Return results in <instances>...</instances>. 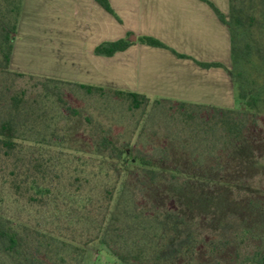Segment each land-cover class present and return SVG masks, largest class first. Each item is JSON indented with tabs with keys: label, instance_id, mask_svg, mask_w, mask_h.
I'll use <instances>...</instances> for the list:
<instances>
[{
	"label": "trees",
	"instance_id": "trees-1",
	"mask_svg": "<svg viewBox=\"0 0 264 264\" xmlns=\"http://www.w3.org/2000/svg\"><path fill=\"white\" fill-rule=\"evenodd\" d=\"M94 1L118 20L107 0ZM22 3L0 0V72L35 78L8 70ZM207 4L228 29L231 67L197 65L227 72L237 108L177 103L179 109L189 111L182 113L177 129L186 136L185 148L196 145L188 147L194 148L193 154H198V146L204 149L198 155L203 161L192 162L193 169L205 172L202 178L178 167L165 168L128 143H115L101 123L90 124L91 118L81 132L73 125L50 126L55 118L44 112L49 105L45 93L59 86L72 88L88 101L116 99L129 109L145 111L151 101L143 95L41 79L44 95L32 98L27 89L12 93L10 86L0 85V106L4 104L0 108V158L12 162L10 178H4L8 191L30 207L48 208L61 202L68 211L46 229L17 226L0 217V264H81L85 246L93 243L102 246L117 264H264V198H245L224 221L211 223V235L204 232L203 219L189 214V202L197 191L204 185L224 183L209 175L229 168L223 156L240 148L264 112V0H229L227 21ZM138 42L167 49L148 37ZM129 45L128 40L102 43L94 55L111 57ZM3 95L8 97L6 103H2ZM42 102L45 107L39 109ZM69 112L76 119L71 117L68 122H78L81 116ZM202 114L205 118L200 119ZM30 133L39 135L37 144L33 145ZM210 152L212 158L204 157ZM51 153L63 162L51 164ZM55 172H61L64 180ZM57 186L65 192L66 202L63 195L54 193Z\"/></svg>",
	"mask_w": 264,
	"mask_h": 264
},
{
	"label": "crops",
	"instance_id": "crops-1",
	"mask_svg": "<svg viewBox=\"0 0 264 264\" xmlns=\"http://www.w3.org/2000/svg\"><path fill=\"white\" fill-rule=\"evenodd\" d=\"M107 2L118 20L94 0H23L8 70L43 79H72L74 84L139 94L149 101L237 108L227 72L197 65L231 67L228 29L207 4L227 21L229 0ZM27 24L38 56L56 62L43 71L23 62L26 50L20 42ZM142 37L167 49L141 44ZM118 40L130 45L111 57L94 55L100 44Z\"/></svg>",
	"mask_w": 264,
	"mask_h": 264
},
{
	"label": "rangeland",
	"instance_id": "rangeland-1",
	"mask_svg": "<svg viewBox=\"0 0 264 264\" xmlns=\"http://www.w3.org/2000/svg\"><path fill=\"white\" fill-rule=\"evenodd\" d=\"M28 30L27 24L26 33L20 42V47L22 46L26 50L23 62L26 67L30 66L35 71H43L47 64L51 65L56 62L38 56V53L35 51L37 46L32 41L33 34L29 33ZM41 79L43 78L17 77L0 72V85L10 86L12 93H19L27 89V94L32 98L37 97V95H44L40 84L42 83ZM56 80L73 83L72 79ZM49 87L53 88L52 85H49ZM105 89L116 90L111 88ZM3 93L5 94L6 92L3 90ZM45 95L47 97L46 102L49 105H47L44 112H46V115L55 118V120L49 122L50 126L63 127L73 125L82 132L88 125L96 126L99 122L103 126L102 129L109 130L111 139L115 143H128L129 147H132L136 152L154 158L165 165V168L178 167L180 171H186L189 175H193L196 178H202L205 174L201 169L192 168V162L194 164L195 161H203L198 159L199 152L201 154L204 152L203 147L201 146L200 148L198 146V154L191 153L194 148L190 149L188 147L196 145L190 144V146L185 148L184 139L186 136L177 131L179 126H181L182 113L189 112L187 108L179 109L177 104H155L153 103L154 101H151L148 103L145 111L142 110V107L139 110H132L128 108V105L121 104L116 99L110 98L111 100L106 103H103L104 101H88L73 91L72 88L62 86L48 90ZM6 97L7 95L2 96L1 99L4 98L2 103H6L8 98ZM42 103V105H37L39 109L40 107L44 109V102ZM3 107L4 104L0 106L1 109ZM69 110L75 111L81 116L77 118L79 119L78 122H68V119L71 117L72 119H76ZM35 112L39 111L36 109ZM201 113L204 114V111H201ZM202 115H199L200 119L205 118V115H203L204 117ZM89 118H91L90 124L88 122ZM199 121L201 122V120ZM34 122L31 121V124ZM32 134L28 135L34 145L37 144L40 137L37 134L36 136ZM247 137L239 149L230 154L227 152L226 156H223V161H225V165L229 164V168H226L221 173L213 172L212 175H209L212 179L216 177L222 179L224 183L217 184L218 186L214 187L204 185L205 187L197 191L189 202V214L194 219H203L205 221L202 225L206 227L204 228V232L207 235L214 233L212 222L224 221L228 213L234 211L245 198H264V112L257 119L255 126L250 129ZM213 155L211 153V155L208 154L204 157L208 156L212 158ZM57 157L56 154L51 153V158L53 159L51 164L60 165L63 162L59 157L56 159ZM196 157L197 159H194ZM208 160L206 158L204 161ZM11 167L12 162H6L0 158L1 218L13 222L17 226L25 225L31 228L39 227L40 229H46L50 226L52 227L54 223L58 222L57 219H61L62 216L67 214L68 211L65 210L64 204H61V202L48 208L30 207L21 198L14 196L13 193L8 191L7 180H4V178H10L12 173ZM184 168L187 169L184 170ZM53 175V173L50 174L51 177ZM55 175L61 177L60 181L64 180L61 172H55ZM54 193L65 195V192H61L58 186L54 189ZM65 198L64 196V201L66 202L67 199ZM181 202H178L179 205L184 207L185 203ZM75 217L77 216L75 215ZM81 264L117 263H115L113 257L102 246L93 243L85 246V253Z\"/></svg>",
	"mask_w": 264,
	"mask_h": 264
}]
</instances>
